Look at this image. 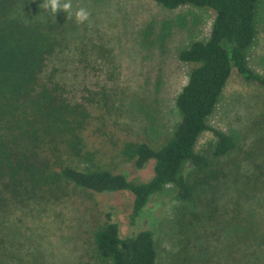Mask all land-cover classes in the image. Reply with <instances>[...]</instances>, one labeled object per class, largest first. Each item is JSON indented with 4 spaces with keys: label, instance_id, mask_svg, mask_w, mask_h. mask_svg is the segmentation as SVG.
<instances>
[{
    "label": "rangeland",
    "instance_id": "1",
    "mask_svg": "<svg viewBox=\"0 0 264 264\" xmlns=\"http://www.w3.org/2000/svg\"><path fill=\"white\" fill-rule=\"evenodd\" d=\"M37 2L42 5L46 0ZM71 2L73 12L83 7L90 13L88 21L77 24L74 17L67 19V13L54 16L39 7L45 19L62 30L61 35L56 33L59 47L71 59L60 64L66 67L63 73L56 71L52 77L67 80L66 91L75 78L76 99L90 115L83 134L99 161L130 181L142 182L150 177L152 163L137 170L119 158L117 149L122 143L157 148L169 138L179 120L174 98L191 69L177 54L191 42L208 38L213 13L192 6L166 10L152 0ZM13 5L18 12L32 8L26 0H13ZM253 26L254 40L245 52L247 66L264 77V0H257ZM205 123L230 136L234 148L213 156L215 138L204 130L194 152L208 166L183 167L190 197L180 200L174 187L166 185L163 193L150 199L133 229L153 231L157 264H224L228 240L240 231L237 224L231 226L235 215L251 213L264 235L263 88L232 71ZM131 200L127 192L95 194L71 184L59 186L44 201L27 199L6 227L13 241L8 263L94 264L92 236L104 211L111 209L124 235L130 230ZM261 247L258 264H264V240Z\"/></svg>",
    "mask_w": 264,
    "mask_h": 264
},
{
    "label": "trees",
    "instance_id": "2",
    "mask_svg": "<svg viewBox=\"0 0 264 264\" xmlns=\"http://www.w3.org/2000/svg\"><path fill=\"white\" fill-rule=\"evenodd\" d=\"M26 1L32 8H21L20 13L14 10L13 0H0V264L12 259L13 241L6 227L14 211L26 206L27 199L44 201L63 184L95 194L127 192L132 197L126 234L121 235L111 209L104 211V220L92 236L94 264H157L154 233L149 228L133 229L137 219L166 185L174 187L180 200L190 197L184 165L199 170L208 166L194 152L201 132H212L215 157L234 148L230 136L205 123L231 72L264 90V77L249 69L245 53L254 40L257 0H152L166 10L206 8L213 19L205 41H193L177 54L191 69L174 98L179 120L169 138L157 148L122 143L117 149L119 158L132 162L137 170L152 163L150 177L142 182L130 181L99 161L83 134L90 115L76 99L75 78L66 91L67 80L52 77L66 70L60 65L63 61L71 60L59 47L56 33L61 35L62 30L45 19L39 0ZM230 222L240 231L228 240L224 264H258L264 235L253 215H235Z\"/></svg>",
    "mask_w": 264,
    "mask_h": 264
},
{
    "label": "clouds",
    "instance_id": "3",
    "mask_svg": "<svg viewBox=\"0 0 264 264\" xmlns=\"http://www.w3.org/2000/svg\"><path fill=\"white\" fill-rule=\"evenodd\" d=\"M40 8L48 10V14L51 13L55 16L57 12L67 13V19L74 17L77 24H83L89 20L90 13L83 7H78L73 12V5L71 0H46Z\"/></svg>",
    "mask_w": 264,
    "mask_h": 264
}]
</instances>
